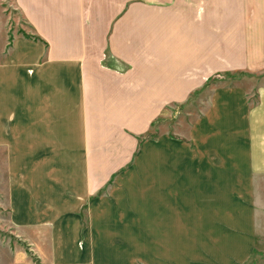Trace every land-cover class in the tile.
<instances>
[{
    "label": "crops",
    "instance_id": "1",
    "mask_svg": "<svg viewBox=\"0 0 264 264\" xmlns=\"http://www.w3.org/2000/svg\"><path fill=\"white\" fill-rule=\"evenodd\" d=\"M15 3L44 39L0 61L6 207L34 263L133 262L142 241L169 263L248 259L264 84L219 83L185 135L140 137L217 72H264V0Z\"/></svg>",
    "mask_w": 264,
    "mask_h": 264
},
{
    "label": "rangeland",
    "instance_id": "2",
    "mask_svg": "<svg viewBox=\"0 0 264 264\" xmlns=\"http://www.w3.org/2000/svg\"><path fill=\"white\" fill-rule=\"evenodd\" d=\"M155 1L158 2L159 0ZM17 35L35 40H44L38 33L34 32V27L25 19L15 0H0V61L13 46V39ZM35 36H38V39ZM219 83L224 85L239 83L251 91H256L259 86L264 84V72L247 70L217 72L206 84L193 91L188 100L168 105L169 112L166 111L165 116H162L152 126V132L157 135L165 131L185 135L194 119L207 108L211 89ZM2 153L0 151V264H35L26 242L21 239L9 218L6 207L7 179ZM257 208L254 250L250 257L241 264H264V192L258 195ZM138 247V253H133V256H131L136 261L124 260L122 264H192L190 262H174L173 259L170 263L165 262L162 245H156L152 248L142 241ZM198 254L206 256L204 253ZM131 257L130 255H124V258H128V260ZM171 258H173V254Z\"/></svg>",
    "mask_w": 264,
    "mask_h": 264
},
{
    "label": "trees",
    "instance_id": "3",
    "mask_svg": "<svg viewBox=\"0 0 264 264\" xmlns=\"http://www.w3.org/2000/svg\"><path fill=\"white\" fill-rule=\"evenodd\" d=\"M37 39H38V36H35ZM154 124L155 123H153L152 124V126H154ZM156 136V133H154V132H148V133H146V134H144V135H142L141 137H140V141L142 142L143 140H145V139H148V138H153V137H155Z\"/></svg>",
    "mask_w": 264,
    "mask_h": 264
}]
</instances>
